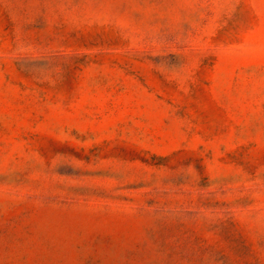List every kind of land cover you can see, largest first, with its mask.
I'll return each mask as SVG.
<instances>
[{
	"label": "rangeland",
	"instance_id": "rangeland-1",
	"mask_svg": "<svg viewBox=\"0 0 264 264\" xmlns=\"http://www.w3.org/2000/svg\"><path fill=\"white\" fill-rule=\"evenodd\" d=\"M0 264H264V0H0Z\"/></svg>",
	"mask_w": 264,
	"mask_h": 264
}]
</instances>
